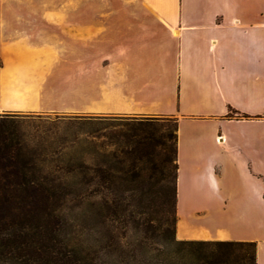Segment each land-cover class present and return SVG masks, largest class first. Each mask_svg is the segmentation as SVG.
I'll return each instance as SVG.
<instances>
[{
  "label": "crops",
  "instance_id": "crops-1",
  "mask_svg": "<svg viewBox=\"0 0 264 264\" xmlns=\"http://www.w3.org/2000/svg\"><path fill=\"white\" fill-rule=\"evenodd\" d=\"M104 2L0 0V92L32 57L108 36L113 110L175 119V237L254 242L264 264V0H109L126 14L87 17Z\"/></svg>",
  "mask_w": 264,
  "mask_h": 264
},
{
  "label": "rangeland",
  "instance_id": "rangeland-1",
  "mask_svg": "<svg viewBox=\"0 0 264 264\" xmlns=\"http://www.w3.org/2000/svg\"><path fill=\"white\" fill-rule=\"evenodd\" d=\"M100 4L87 7V17L108 16L111 9L126 14L109 0ZM121 55H111L108 36L87 40L84 50L71 40L68 50L34 56L26 69L10 73L18 86L0 92V115L16 117L12 126L24 157L49 185L48 209L61 216L60 236L75 264H144L145 249L157 253L165 239L152 230L154 210L169 217V239L178 240L176 210L164 204L161 180L172 186L175 123L163 114L113 110L111 61L119 69ZM132 117L158 121L149 129L120 122ZM177 248L178 257L189 251ZM0 264L23 263L6 254Z\"/></svg>",
  "mask_w": 264,
  "mask_h": 264
},
{
  "label": "trees",
  "instance_id": "trees-1",
  "mask_svg": "<svg viewBox=\"0 0 264 264\" xmlns=\"http://www.w3.org/2000/svg\"><path fill=\"white\" fill-rule=\"evenodd\" d=\"M15 119V116L0 115V255L7 254L23 264H75L72 257L76 256L60 236L61 216L48 209L49 185L24 157L12 126ZM157 121L149 117L120 119L125 124L148 129L155 127ZM151 137L148 136L149 141ZM175 152L174 146L172 186L161 178L165 180L164 204L170 203V212L176 202ZM154 212L149 217L154 222L151 228L159 230L165 239L162 250L157 253L152 248L145 249L144 264H255L254 242L171 240L169 217L159 214L158 210ZM179 246H187L189 251L178 257Z\"/></svg>",
  "mask_w": 264,
  "mask_h": 264
}]
</instances>
